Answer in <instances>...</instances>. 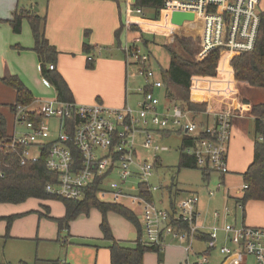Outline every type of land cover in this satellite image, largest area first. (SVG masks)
I'll list each match as a JSON object with an SVG mask.
<instances>
[{"label":"built area","instance_id":"2783aa9c","mask_svg":"<svg viewBox=\"0 0 264 264\" xmlns=\"http://www.w3.org/2000/svg\"><path fill=\"white\" fill-rule=\"evenodd\" d=\"M260 1L163 0V9L194 15V21L185 23L201 32V51L197 58L202 60L214 51L244 55L254 50L260 26ZM134 13L143 14L140 9H135ZM137 43H140L139 38L133 41V44ZM124 53L127 70L134 64L136 76L143 79L146 86L153 89L162 86L155 80L148 55L134 47H126ZM48 70H54V66L49 65ZM140 93L137 109L129 106L110 109L99 103L79 105L57 100L17 105L12 113L10 138L8 142L0 143V150L5 156L18 157L20 167L37 163L45 155L46 169L57 174V182L45 186V193L50 197L82 200L86 189L98 180L96 198L100 202L140 211V243L162 248L165 237H172L184 243L188 251L197 236L214 237L217 228L197 223V195L180 199L172 216L165 208L140 196L142 185L148 193H155L159 188L149 184L153 164L147 160L137 161V139L141 140L139 147L142 150H149L155 156L167 148L153 143L151 128L181 130L197 139L195 145L185 151L195 156L197 166L224 175L235 113L231 112L233 110L221 111L215 115L212 125L200 127L193 117L206 112L188 110L177 104L160 109L159 99L153 92L141 89ZM201 132L209 137H199ZM134 178H138L137 184L133 183ZM237 207L242 208L240 204ZM228 213L229 210L224 209L223 214ZM219 216V212L213 214L214 218ZM222 231L229 245L220 249L221 254L234 257V263L249 256L253 264H264V228L225 224ZM213 245L209 242V247ZM195 264H206V260Z\"/></svg>","mask_w":264,"mask_h":264},{"label":"crops","instance_id":"0c3cea01","mask_svg":"<svg viewBox=\"0 0 264 264\" xmlns=\"http://www.w3.org/2000/svg\"><path fill=\"white\" fill-rule=\"evenodd\" d=\"M134 2L135 0H124V2H120L119 0H45L42 7L44 12L43 15L45 16L44 36L59 53L57 63L53 66L66 82L73 96V102L76 104L94 105L99 103L110 109H122L126 106H129L132 109H137L136 105L141 99L140 90L145 89L147 86L143 79L136 76V66L134 64L131 65L134 71L130 75L128 74V70L125 65V48H138L142 54H146L150 57V67L154 72L155 80L159 81L161 85V73L166 72L169 69L170 64L168 56L166 67L161 68L159 66L156 58H154L153 54L149 50L150 43L147 39L148 36L155 34L165 35L167 37L163 46L165 51L166 47H171V45L174 44L175 37H179L180 35L195 39L198 38V40H196V46L195 42L192 43L190 41V44H192V47L194 48L193 53L195 61H201L197 58L198 53L201 51V32L199 30L197 31V29L191 28L187 23H183L180 27L172 25L170 19L173 12L164 10L163 8L160 10L157 19L154 18V14L150 10L145 11V14H149L151 18H148L143 11L142 16H138L134 13V10L136 9L134 8ZM131 6L134 8L133 11L131 10ZM11 9L13 8H10V10ZM16 9L18 8H14L15 11ZM259 11L260 14H264V0L260 1ZM39 12L40 11L38 9V13ZM12 16L8 17L6 13H1L0 21H8L12 19ZM25 22L27 21L24 20L22 22L21 32L19 34H14L8 23L0 22V57H4L6 59L5 69L7 70V74L18 77L25 87L31 92L35 101L56 100L54 88L41 77L39 61L36 54L32 51L34 45L33 38L31 36L29 25H26L28 23ZM120 27H122L121 32L118 38H115V31ZM84 38L87 39L90 44L85 43ZM136 38L140 39V43L133 44V41ZM83 44L94 46L96 48L91 51L93 53L90 52L89 54H86L82 48ZM104 51L107 52L103 55ZM237 56L240 55H234L228 52H219V59L216 65V75L214 77L192 76L190 79L189 102L196 105H206L204 110V112H206L205 114L193 117L194 121H196L197 117L203 116V119L196 123L197 125L200 127H203L204 125H212L215 115L221 111L233 110L231 112L235 113V116L232 119L231 138L228 143L226 153L227 173L219 175L214 172H209L206 180L208 182L211 174L214 173L218 178L216 190L218 191L223 189L222 192H217V194L210 191L206 194L207 200L205 206L207 207L208 205H212L213 207V211L205 216L206 218H210L208 226H206L207 224H204L206 222L205 218L201 221V223L199 221V217L201 218L200 212L203 213V211H205V207L204 205H199L201 198L198 197L199 206L197 205V223L208 228L216 226L218 227L217 232L214 237H209L204 233L202 237L197 236L191 245V249L188 251L186 250L184 243H180L172 237H165L161 252V264H189L188 259L190 258L191 253L194 254L192 264H195L203 259L206 260V264H240L244 261L246 262V259L249 256H244L240 262L234 263V257H225L220 253V249L222 247L229 245L227 238L222 231V227L225 224L236 226L244 225L254 228L264 227V202L249 201L243 208L239 209L236 204V199L239 198L232 197L229 190L225 189L227 183L232 185L235 181L233 177L228 175L230 173L240 175L242 181V175L246 172L253 161L254 142L256 139L255 118L251 115L250 110L253 105L264 103V88L251 87L246 82L235 79L234 71L231 67V60ZM89 59H92L93 61L92 69L86 68V60ZM0 61H3L2 58ZM156 65L159 68L158 70L154 69ZM135 78L140 79L142 82L140 85L134 84V89H132L129 93L128 79L133 81ZM151 92H153V94L159 99L160 109L169 105L164 98L165 93L163 85L158 89L152 88ZM130 99H133L132 102H130ZM7 122L9 127L8 132L10 134L13 128V118L11 113H8ZM152 131L156 133L155 131L159 130L155 129ZM155 135L161 137L158 133ZM140 143L141 142H139V144ZM154 155L155 156L151 155L152 160H158L159 165L158 154L156 153ZM163 189L164 188H162V190ZM160 190L161 188H159L158 191ZM165 190L166 195L168 196L167 200H172L175 204L180 199L188 197L184 194L172 195L170 193V189L167 187H165ZM165 190L160 192L159 205H163L164 203L162 199L165 198ZM229 200L232 201L233 206L227 203ZM37 201L41 202L42 204L40 206L46 213H49V207L47 204L48 202H51V200ZM246 206L247 211L245 213L244 211ZM160 208L164 207L161 206ZM226 208L229 210V213L223 214V211ZM93 210L97 211L95 209ZM129 211L134 213L137 217L135 213L136 210ZM238 211H241V215H239ZM215 212H219L220 216L214 218L213 214ZM113 214L114 213L110 212L107 216ZM63 216L64 214L60 218ZM240 216L241 219L237 221ZM80 217L86 216L81 215L78 218ZM100 220L101 215L99 221ZM75 221L70 224L68 233L69 239L66 244L67 247L69 246L70 239L75 240L74 237H82L85 238L84 240L86 241L90 240L87 235L77 234L74 232L73 226ZM138 221L140 223L139 219ZM131 226L134 230L132 224ZM110 228L112 233V226H110ZM7 237L6 232L4 238ZM95 237L100 238L101 236L99 233H96ZM196 241H198L197 243L203 244L204 248H199V250L193 252V245ZM77 242L81 243V240H77ZM118 242L124 243L121 241ZM209 242H213L214 245L209 247ZM66 246L65 248H67ZM86 248L88 249L84 252L91 258L95 253V249L89 246ZM88 250L93 251L90 253ZM106 250L107 251L101 250L102 254L100 251H96V264H110L109 250ZM64 257L66 259L58 258L57 260L65 264H70L68 261V255L65 254ZM208 258H212L211 260L213 262H209ZM37 260L38 259H35L34 263ZM41 261H46V259ZM143 264H159L157 255L155 253H146L143 257Z\"/></svg>","mask_w":264,"mask_h":264},{"label":"trees","instance_id":"16d2710c","mask_svg":"<svg viewBox=\"0 0 264 264\" xmlns=\"http://www.w3.org/2000/svg\"><path fill=\"white\" fill-rule=\"evenodd\" d=\"M134 8L145 12L150 10L157 19L160 10L163 8V0H135ZM27 21L31 36L33 38L32 51L36 54L40 65L41 77L51 85L56 94V100L59 102H73V96L66 82L56 69L49 71V65H56L58 51L52 46L44 36L45 16H40L33 10H18L8 21L14 34L21 32L23 21ZM120 27L115 31V38H118ZM174 45L166 47L169 56V69L161 73V82L164 86L165 100L169 104H177L182 108L204 112L206 105H196L189 102L190 79L192 76L214 77L216 75V65L219 59V52L209 53L203 60L196 62L194 59V48L190 41L175 37ZM83 51L89 54L96 47L87 44L82 45ZM21 50V49H20ZM231 67L234 71L235 79L244 81L251 87L264 88V14L260 15V26L257 35L256 45L251 53L234 57L231 60ZM86 68H93L92 59L86 60ZM0 82L14 92V102L8 105L9 113H13L17 105L28 106L35 100L31 92L16 76L6 74ZM145 92H151L150 86L145 87ZM1 109V105H0ZM255 118V142L254 155L251 165L242 175L243 189L241 198L236 199V204L243 206L248 201L264 202V103L253 105L250 110ZM161 136L170 134L182 135L181 145L179 147V157L177 171L200 169L203 180L206 181L209 175L208 170L197 166L196 158L188 155L186 149L195 145L197 139L192 135L179 131H156ZM199 137H209L205 132H201ZM10 134L8 132V122L0 110V143L8 142ZM73 153L78 155L76 149ZM45 155L41 156L37 163L27 164L24 167L19 166V159L13 154L3 155L0 150V204H20L28 199L36 200H55L64 207V216L54 219L48 217L57 224L58 233L65 232L67 236L57 241L66 245L71 222L79 216H88L90 211L95 209L101 215L99 229L104 241L109 246L110 264H143V257L146 253H155L158 257V263L162 261V248L148 246L140 243L142 228L137 217L131 211L116 204L102 203L96 198L98 180L86 189L85 197L82 200H66L50 197L45 193V186L49 183L57 182V174L48 171L45 167ZM158 165V160L153 162V167ZM141 197L150 203H154V195L146 192L144 185L141 186ZM170 189L169 187H167ZM162 191V188L161 190ZM163 202L166 198L162 199ZM164 208L171 213L174 211L175 203L169 199ZM114 213L129 223H131L136 232L134 246L129 248L123 243L116 241L111 233V228L107 222V214ZM15 216L0 218L6 221V232L9 231ZM182 227V226H181ZM59 235V234H58ZM69 238V237H68ZM26 264V263H20ZM34 264H65L61 261H35Z\"/></svg>","mask_w":264,"mask_h":264},{"label":"rangeland","instance_id":"374dc122","mask_svg":"<svg viewBox=\"0 0 264 264\" xmlns=\"http://www.w3.org/2000/svg\"><path fill=\"white\" fill-rule=\"evenodd\" d=\"M116 1V0H115ZM120 2H124V0H119ZM45 0H0V14L6 13L8 17H11L14 14V8H18L19 10H33L40 16H43V5ZM31 3V4H30ZM13 4V5H12ZM32 5V6H30ZM32 7V8H31ZM10 8H13L10 10ZM39 9V13H38ZM131 10L134 8L131 6ZM145 14V12H144ZM147 15V13L145 14ZM148 18L151 16L148 14ZM5 23V22H4ZM27 23V22H25ZM28 25V24H26ZM28 28V26H27ZM198 31V28H197ZM200 34V33H199ZM124 35V33H123ZM179 38H184L187 41L195 42V46L198 38H192L180 35ZM85 39V38H84ZM148 41L150 43L149 50L153 54L154 58L158 62L161 68L166 67V61H168V55L164 49V44L167 40V37L163 34H155L152 36H148ZM89 40V39H88ZM85 43H88L87 39L84 40ZM90 44V43H88ZM175 44V43H174ZM173 44V45H174ZM171 45V46H173ZM80 47V46H79ZM198 47V46H197ZM107 51L103 52V55ZM93 53V52H91ZM2 58V62L0 61V72L1 77H4L7 74V70L5 69V58ZM156 67V68H155ZM154 69L158 70L157 65ZM134 69L131 67L128 69V74L130 75ZM141 80L135 78L133 81L128 79V90L129 93L134 89V84H141ZM133 84V85H132ZM133 99H130L132 102ZM14 101L13 91L4 86L0 82V105H1V113L5 118L8 119V105ZM203 119V116L197 117L195 123L200 122ZM51 124V122H50ZM10 125V124H9ZM9 129V127H8ZM152 130H155L152 128ZM54 132V131H52ZM156 132V131H155ZM156 133H153L151 136L153 137V143L162 147L168 148L167 151H159L157 154L159 158V165L155 166L153 169V175L149 178V184L152 187L164 188L162 192L165 190V187L170 188V193L172 195L184 194L185 196L189 195H198L201 198L199 205L205 207V211L203 213L200 212L199 221H203L205 218L208 226L210 222V218H206V214H210L213 211L212 205H206L207 200V192H222L223 189L216 190L218 185L217 176L212 173L210 176V180L204 181L202 177V173L200 169L196 170H180L177 171L178 166V157H179V147L182 141V135L170 134L169 136H157ZM140 139H137V161L141 162V160H147L153 164L151 153L149 150H142L139 146ZM228 176L234 178V183L229 185L228 183L225 186L226 190H229V193L232 197L241 198L243 195V186L244 184L241 181V176L237 174L230 173ZM139 182L138 178L133 179V183L137 184ZM161 191L155 192L154 195V203L157 207L167 205V195L165 190V198L166 201L163 205H159L160 193ZM163 193V194H164ZM135 195V192H132ZM221 194V193H220ZM173 199V198H172ZM249 202V201H248ZM229 205H232V201L227 202ZM42 203L31 199L25 201L24 203H20L17 205H0V217H10L15 216L13 223L9 231H7V238H4L6 234V221H0V264H20V262H26L28 264H33L35 259L38 261L45 260L46 261H54L58 258L66 259L65 254L68 255V261L70 264H96L97 254L96 251L101 250L107 251V247L109 246L107 241H104L102 238V234H100V229L98 224L100 225V214L97 211H91L88 217H80L78 218L73 226L74 232L77 234H85L90 240H84L82 237H74L75 240H69V246L65 248L61 242L57 241V236L60 239L64 238L66 235L65 232L58 233L57 224L50 220L48 217L57 219L60 218L63 214V207L60 202H56L55 200H51L48 202L47 206L49 207V213H46L45 210L40 206ZM247 204V203H246ZM198 205V206H199ZM221 207V205H220ZM244 207V206H243ZM232 209L231 207H229ZM247 211V206L245 207V213ZM239 215H241V211H238ZM138 219L141 218V213L139 210L135 211ZM240 218L237 219L240 220ZM107 222L109 226H112V236L116 241L124 242L123 245L131 248L134 246L135 241V231L133 230L131 224L127 222L124 218L117 216L115 214L107 216ZM216 227V226H215ZM249 227V226H247ZM218 228V227H216ZM254 228V227H251ZM264 228V227H261ZM99 233L100 238L95 237V234ZM59 234V235H58ZM14 237V238H13ZM69 237V234H68ZM66 238L68 241L69 238ZM21 238V239H17ZM77 240H81V243L77 242ZM194 243L193 252L199 250V248H204V245L201 243ZM67 244V243H66ZM196 245V246H195ZM92 247L95 249V253L90 258L85 254V250L88 249L86 247ZM219 249V248H218ZM92 253L93 250H88ZM193 253L190 254V258L188 259L189 264L193 263ZM215 255V254H214ZM212 258H208L209 262H213ZM99 260V257H98ZM185 264V263H184ZM240 264H252V258L248 257L246 262H242Z\"/></svg>","mask_w":264,"mask_h":264},{"label":"water","instance_id":"95a60500","mask_svg":"<svg viewBox=\"0 0 264 264\" xmlns=\"http://www.w3.org/2000/svg\"><path fill=\"white\" fill-rule=\"evenodd\" d=\"M170 21L172 25L180 27L185 22L194 21V15L192 13L173 12Z\"/></svg>","mask_w":264,"mask_h":264}]
</instances>
